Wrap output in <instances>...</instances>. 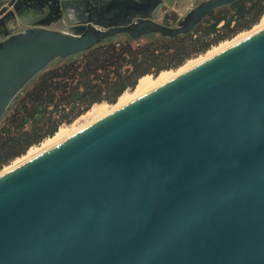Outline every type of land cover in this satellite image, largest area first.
I'll return each instance as SVG.
<instances>
[{"label": "water", "instance_id": "1", "mask_svg": "<svg viewBox=\"0 0 264 264\" xmlns=\"http://www.w3.org/2000/svg\"><path fill=\"white\" fill-rule=\"evenodd\" d=\"M161 1L84 0L66 31L0 39V119L52 60L187 34L237 0L174 26ZM0 264H264V28L0 175Z\"/></svg>", "mask_w": 264, "mask_h": 264}, {"label": "trees", "instance_id": "2", "mask_svg": "<svg viewBox=\"0 0 264 264\" xmlns=\"http://www.w3.org/2000/svg\"><path fill=\"white\" fill-rule=\"evenodd\" d=\"M264 13V0H237L210 12L192 32L132 46L105 41L54 68L44 69L25 91L0 130V166L52 135L93 103H114L119 95L147 74L175 68L204 51L217 25L226 33L251 27ZM212 40V41H211Z\"/></svg>", "mask_w": 264, "mask_h": 264}, {"label": "rangeland", "instance_id": "3", "mask_svg": "<svg viewBox=\"0 0 264 264\" xmlns=\"http://www.w3.org/2000/svg\"><path fill=\"white\" fill-rule=\"evenodd\" d=\"M91 1L95 2L96 0H91ZM107 1L108 0H98L97 2L103 4V3H106ZM200 1L201 0H172V1L167 0V1H165V3H163L161 1V3L158 4L157 7L151 12V17H152V19H154L155 21H157L159 23H163V24H166L169 26H174L176 24V22L191 7H193L194 5H196ZM79 4H81V5L80 6L79 5L74 6L72 4H69V7L63 10L64 15L58 14L60 16V18H63L59 25H64L65 23L67 25H70V24L72 25L76 22H82V21L86 20L87 12L85 9L86 8L85 2L81 1ZM70 8H74V9H72L70 11ZM75 8L77 9V11H75L76 10ZM218 9H220V8H218ZM218 9H216L215 11H217ZM175 11H177V13L180 12L181 15L176 14ZM56 14H57L56 11H54L53 15L56 16ZM59 16H57V17H59ZM222 24H223V22L221 21L217 25L218 29H217L216 33L212 34L209 37V39L218 38L217 41L211 40L212 42L204 51H201V52L185 59L183 63H181L179 66H177L175 68H166V69L159 70L156 73L145 74V75L149 76V78H150L149 82L147 83V84L150 83L149 85L145 84L144 88L140 87V88H143V89H140L139 85H138V81H139V79H138L136 84L131 88L125 89L121 93V95H119V97L117 98V100L114 103H109L106 101L93 103L90 107H88L86 110L81 112L79 115H77L70 122L61 123L52 135L44 137L38 143L31 145L21 155L11 159L10 161H8L7 163H5L3 165H1L0 166V175H2L3 173L7 172L8 170H10V169H12L18 165H20L21 163L29 160L30 158L38 155L39 153L45 151L46 149L56 145L57 143L65 140L66 138L70 137L74 133L82 130L83 128L89 126L90 124H92V123L96 122L97 120L103 118L104 116L110 114L111 112L115 111L116 109L124 106L125 104H127L129 102H131L132 99L134 100V99L140 97L141 95L147 93L148 91L158 87L159 85L173 79L174 77L178 76L179 74H181V73L193 68L194 66L200 64L201 62L205 61L208 57L210 58V57L216 55L217 53L227 49L228 47L238 43L239 41L247 38L248 36L254 34L255 32L263 29L264 28V13L259 17V19L256 21V23H254L251 27H249L247 29H242V30H239L236 32H231V33L229 32L226 34L225 37L219 38L220 36H215V35L222 34L223 32L226 33V31H224V29L221 28ZM67 25H64V27H66ZM160 37L161 36H159L158 34H150L147 36L140 37L138 39H132L125 34H120V35H116V36L112 37L108 41L129 42L132 46H136V45L145 44L149 41H155V40L159 39ZM226 46H227V48H226ZM221 48H222V50H221ZM217 50L219 52H217ZM214 52H216V53H214ZM207 55H208V57H206ZM80 57H81V54H77V55H74V56H71V57H68L65 59H54L49 63V65L45 69L57 67L59 65H62L64 63H67V62L72 61L74 59L78 60V59H80ZM181 71H183V72H181ZM40 73L37 74L33 79H31V81L22 89L21 93L12 101L9 109L6 111V113L0 119V130H1V127L4 125V123L6 122V118L8 116V113L14 107H16L18 105L20 97H22L23 94L25 93V91L28 90L33 85V83L38 79ZM162 74H164L165 76ZM145 75H143V76H145ZM160 77H162L163 79ZM159 78L162 80L167 79V78L168 79L164 80V81H160ZM123 101H125V102H123ZM58 131H59V133H58ZM57 135H58V137H57ZM60 135L61 136L63 135V136L61 137Z\"/></svg>", "mask_w": 264, "mask_h": 264}, {"label": "crops", "instance_id": "4", "mask_svg": "<svg viewBox=\"0 0 264 264\" xmlns=\"http://www.w3.org/2000/svg\"><path fill=\"white\" fill-rule=\"evenodd\" d=\"M59 2L65 3L64 5L56 4H48L43 0H29L26 3H21L17 6V9H13V5L15 0H0V5H4L6 3L10 4L9 10H11L12 14L8 16L6 19H3V23H0V39L5 37L8 34L16 33L22 31L23 29L33 26L39 25L48 27L51 29H57L66 31L68 27L67 25H59L63 18H60L58 14H63V10L69 7V4L74 6L81 5L79 4L84 0H58ZM167 0H162L165 3ZM172 1V0H169ZM74 8H70V11ZM76 9V8H75ZM56 11V16L53 15V12ZM77 11V9L75 10ZM176 14L181 15V13ZM59 16V17H57Z\"/></svg>", "mask_w": 264, "mask_h": 264}, {"label": "bare ground", "instance_id": "5", "mask_svg": "<svg viewBox=\"0 0 264 264\" xmlns=\"http://www.w3.org/2000/svg\"><path fill=\"white\" fill-rule=\"evenodd\" d=\"M222 48H223V47H222ZM222 48H221V50H222ZM226 48H227V46H226ZM217 52H219V51L217 50ZM214 53H216V52H214ZM214 53H213V54H214ZM217 54H218V53H217ZM208 55H209V54H208ZM208 55H207L206 57H208ZM209 56H210V55H209ZM208 58H209V57H208ZM208 58H207V59H208ZM207 59H206V60H207ZM201 60H202V59H201ZM204 60H205V59H204ZM181 72H183V71H181ZM162 75H164V74H162ZM164 76H165V75H164ZM164 76H163V77H164ZM147 77H148V78H147ZM170 77H171V76H170ZM170 77H169V78H170ZM160 78H162V77H160ZM160 78H159V79H160ZM164 78H165V77H164ZM149 79H150V78H149V76H147V75L140 77V78H139V81H138L139 88H140V87H143V88H144L145 84H147V83L149 82ZM162 79H163V78H162ZM162 79H160V81L167 80L168 78H167V79H164V80H162ZM150 81H151V80H150ZM149 84H150V83H149ZM149 84H147V85H149ZM143 88H140V89H143ZM132 100H133V99H132ZM123 102H125V101H123ZM124 104H125V103H124ZM119 107H120V106H119ZM115 109H116V108H115ZM59 131H60V130H59ZM59 131H58V133H59ZM60 136H61V135H60ZM62 136H63V135H62ZM62 136H61V137H62ZM57 137H58V135H57Z\"/></svg>", "mask_w": 264, "mask_h": 264}, {"label": "built area", "instance_id": "6", "mask_svg": "<svg viewBox=\"0 0 264 264\" xmlns=\"http://www.w3.org/2000/svg\"><path fill=\"white\" fill-rule=\"evenodd\" d=\"M10 4L0 5V18L9 10Z\"/></svg>", "mask_w": 264, "mask_h": 264}, {"label": "flooded vegetation", "instance_id": "7", "mask_svg": "<svg viewBox=\"0 0 264 264\" xmlns=\"http://www.w3.org/2000/svg\"><path fill=\"white\" fill-rule=\"evenodd\" d=\"M98 0H96L95 2H91L95 7H99V5L100 4H102V3H99V2H97ZM85 9H86V12H87V10H89V9H91L90 11L92 12V14L94 15V10H92V8L90 7V6H87L86 4H85ZM87 14H88V12H87Z\"/></svg>", "mask_w": 264, "mask_h": 264}]
</instances>
